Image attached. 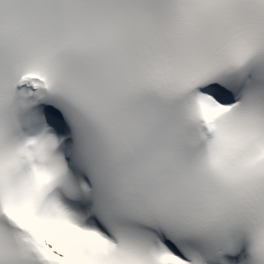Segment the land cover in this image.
<instances>
[{
  "label": "snow or ice",
  "instance_id": "6c2138e0",
  "mask_svg": "<svg viewBox=\"0 0 264 264\" xmlns=\"http://www.w3.org/2000/svg\"><path fill=\"white\" fill-rule=\"evenodd\" d=\"M0 264H264V0H0Z\"/></svg>",
  "mask_w": 264,
  "mask_h": 264
}]
</instances>
